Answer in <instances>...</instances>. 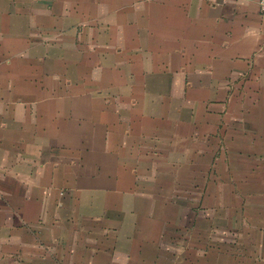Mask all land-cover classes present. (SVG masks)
<instances>
[{
    "label": "crops",
    "instance_id": "crops-1",
    "mask_svg": "<svg viewBox=\"0 0 264 264\" xmlns=\"http://www.w3.org/2000/svg\"><path fill=\"white\" fill-rule=\"evenodd\" d=\"M257 146L258 0H0V264H181V196Z\"/></svg>",
    "mask_w": 264,
    "mask_h": 264
},
{
    "label": "rangeland",
    "instance_id": "rangeland-1",
    "mask_svg": "<svg viewBox=\"0 0 264 264\" xmlns=\"http://www.w3.org/2000/svg\"><path fill=\"white\" fill-rule=\"evenodd\" d=\"M254 149H245L244 163H211L216 178L192 179L181 196V264H264V146Z\"/></svg>",
    "mask_w": 264,
    "mask_h": 264
},
{
    "label": "built area",
    "instance_id": "built-area-1",
    "mask_svg": "<svg viewBox=\"0 0 264 264\" xmlns=\"http://www.w3.org/2000/svg\"><path fill=\"white\" fill-rule=\"evenodd\" d=\"M259 9L264 14V0H258Z\"/></svg>",
    "mask_w": 264,
    "mask_h": 264
}]
</instances>
